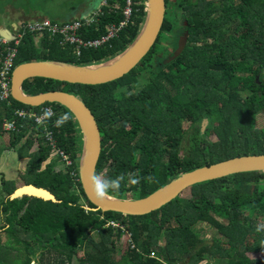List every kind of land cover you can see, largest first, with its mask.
<instances>
[{
    "label": "trees",
    "instance_id": "trees-1",
    "mask_svg": "<svg viewBox=\"0 0 264 264\" xmlns=\"http://www.w3.org/2000/svg\"><path fill=\"white\" fill-rule=\"evenodd\" d=\"M108 2L98 22L81 29V38H101L125 19L126 0ZM135 2L128 26L103 47L83 49L80 57L74 46L63 47L49 34L44 48L33 34L19 46L12 43L18 50L15 69L34 61L87 67L118 57L134 44L147 21L148 0ZM166 3L159 41L124 78L104 85L47 78L24 83L28 95L64 91L80 97L93 111L103 138L97 174L124 175L120 190L109 194L118 199H143L197 168L264 154V126H257L258 114L264 111V0ZM186 32L183 54L167 63ZM8 49L0 47V74ZM11 102L0 100V138L6 135V122L15 119L16 109L41 108L13 97ZM45 105L57 111L49 125L63 113L71 116L62 127L48 128L55 129L58 147L72 164L47 143L44 126L32 119L17 120L18 130L9 133L12 141L1 151L17 149L28 167L20 174V184L2 179L0 264H201L204 260L212 264V259L222 264H264V228L257 231L264 225V172L196 184L184 191L189 196L182 197L183 192L144 216L95 211L81 182L85 148L81 125L67 107ZM133 173L137 184L129 182ZM31 185L62 202L30 196L11 199L18 189ZM200 225L212 228L217 238L204 240ZM127 234L131 237H124ZM249 252L262 257L250 259Z\"/></svg>",
    "mask_w": 264,
    "mask_h": 264
},
{
    "label": "water",
    "instance_id": "water-1",
    "mask_svg": "<svg viewBox=\"0 0 264 264\" xmlns=\"http://www.w3.org/2000/svg\"><path fill=\"white\" fill-rule=\"evenodd\" d=\"M147 6L148 17L141 34L134 44L118 57L100 65L87 67L56 61H34L21 64L13 74L12 95L16 101L36 108L48 103L61 104L67 107L80 123L85 142L80 170L81 182L88 199L96 206L95 211L144 216L162 209L196 184L238 173L264 172V154L240 156L187 172L166 187L143 199L123 200L108 196L104 200H98L94 197L91 192L90 178L98 171L103 153V138L93 111L80 97L64 91L28 95L24 91V83L34 78H47L71 84L104 85L124 78L152 51L159 41L165 25L168 9L166 0H148ZM2 36L12 41L16 40L13 34L10 36L3 33ZM187 40L188 33L186 32L167 63L175 61L183 54ZM119 57L122 59L118 63L102 67ZM32 190L45 192L47 196L31 193ZM25 196L38 197L56 203L62 202L50 191L33 185L18 189L11 195V199Z\"/></svg>",
    "mask_w": 264,
    "mask_h": 264
},
{
    "label": "built area",
    "instance_id": "built-area-1",
    "mask_svg": "<svg viewBox=\"0 0 264 264\" xmlns=\"http://www.w3.org/2000/svg\"><path fill=\"white\" fill-rule=\"evenodd\" d=\"M105 5L106 7L110 6L109 2L107 1L105 2ZM135 6V0H126V6L124 8L125 19L119 25L111 26L109 33L98 39L84 40L80 37V31L85 26H91L93 24H96L98 20L105 14L106 7L99 9L95 14L91 15L90 17L75 20L73 22L65 24L56 23L49 19L39 20L30 23L23 28V30L20 32L19 37L17 36L16 40L14 41H10L9 39H6L2 35H0V47L9 46L8 53H6L3 69L0 74V100L2 102H8L10 105H12L11 101L13 97V76H11V74L15 71L14 63L18 53V50L11 46L12 43L15 42L16 45L19 46L23 39L29 34H34L37 36H46L47 34H49L52 37L59 38L62 46L64 47L74 46L75 54L80 57L82 55L83 49H98L109 43L112 39L116 38L120 34V32L124 28H126V26H128V24L131 22V17L134 13ZM117 8L119 7L117 6ZM45 109H50L53 115L49 119L38 123V120L42 116V113ZM56 116V109L49 105L41 106L38 111L20 108L15 110V119L8 120L4 126V129L7 133L16 132L18 130V119L34 120L38 126H44L46 128L44 136L47 143L54 149H57L58 154L64 157L68 165H71L72 161L68 158L66 152L58 147V140L56 138L55 129L48 128L49 123L54 118H56ZM111 225L117 228L121 227V225L116 222H111Z\"/></svg>",
    "mask_w": 264,
    "mask_h": 264
},
{
    "label": "crops",
    "instance_id": "crops-1",
    "mask_svg": "<svg viewBox=\"0 0 264 264\" xmlns=\"http://www.w3.org/2000/svg\"><path fill=\"white\" fill-rule=\"evenodd\" d=\"M106 1L108 2V0H0V35L13 34L17 38L25 26L39 20L49 19L65 24L87 18L99 9L105 8ZM44 38L45 36L37 37V43L41 48H44ZM263 112L261 111L258 117ZM51 126L54 124L49 125L50 128Z\"/></svg>",
    "mask_w": 264,
    "mask_h": 264
},
{
    "label": "rangeland",
    "instance_id": "rangeland-1",
    "mask_svg": "<svg viewBox=\"0 0 264 264\" xmlns=\"http://www.w3.org/2000/svg\"><path fill=\"white\" fill-rule=\"evenodd\" d=\"M167 44L168 43H165L164 45H167ZM169 48H170V50H172L171 47H169ZM171 56L169 55V57H171ZM169 57H168V59H169ZM168 59L166 62H168ZM257 126L258 127L264 126V112L261 115H259L258 120H257ZM5 134L6 135L3 138H0V199H1V188H2L3 176L5 178H7V180L16 181L20 184L21 183L20 174H21V172H24L28 167V160L27 159L26 160L20 159L19 155L15 152V151H18L17 149H15V151L10 150V151H6V152L2 153L1 150H3L4 148H7L9 146V143L12 141L11 135L7 132ZM210 139L215 140L216 137L214 135H212V137ZM26 141L27 140H24L23 143L20 144L17 148H21L26 143ZM185 144H186V142H185ZM38 145L39 144L37 143V145H36L37 148H38ZM184 149H185V147H184ZM53 157L57 158V155H53ZM189 195H190V192H184L182 197H184V196L187 197ZM5 222H3V223H5ZM199 230L203 233L202 238L204 240H206L207 242H211V240L217 238V237H215L216 232L208 226L200 225ZM94 236L97 237V234H95ZM125 237H131V235L127 234V235H125ZM119 248H121L120 245H119ZM247 256L250 259L256 260V259H260L262 257V254L249 252V253H247ZM206 262H208V260H204L201 264H205ZM212 264H222V263H221V260L212 259Z\"/></svg>",
    "mask_w": 264,
    "mask_h": 264
},
{
    "label": "clouds",
    "instance_id": "clouds-1",
    "mask_svg": "<svg viewBox=\"0 0 264 264\" xmlns=\"http://www.w3.org/2000/svg\"><path fill=\"white\" fill-rule=\"evenodd\" d=\"M38 37H44V36H38ZM52 115L53 113L50 109H45L42 113V116L38 120V123H41L49 119ZM70 119L71 116L68 113H63L55 120L54 125L58 128L62 127ZM124 180H125L124 175H119L115 178H105L100 174H94L90 178L91 192L96 199L104 200L109 196L110 193L118 192L120 190L121 183ZM129 182L132 184H137L139 183V179L133 173L129 177ZM261 228H264V225L258 226L257 231H259Z\"/></svg>",
    "mask_w": 264,
    "mask_h": 264
},
{
    "label": "bare ground",
    "instance_id": "bare-ground-1",
    "mask_svg": "<svg viewBox=\"0 0 264 264\" xmlns=\"http://www.w3.org/2000/svg\"><path fill=\"white\" fill-rule=\"evenodd\" d=\"M121 59H122V57H119V58L113 60L112 62H109V63L103 65L102 67L112 66V65L118 63ZM31 193L39 194V195H46V196H47V193H45V192H44V193H43V192H38V191H36V190H32Z\"/></svg>",
    "mask_w": 264,
    "mask_h": 264
}]
</instances>
